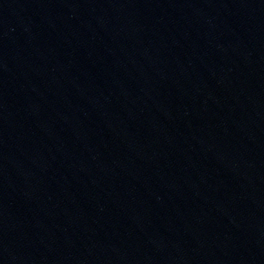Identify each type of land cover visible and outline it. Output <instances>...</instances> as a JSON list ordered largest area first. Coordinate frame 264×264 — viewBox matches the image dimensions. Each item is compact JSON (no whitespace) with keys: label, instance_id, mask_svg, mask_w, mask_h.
<instances>
[{"label":"water","instance_id":"water-1","mask_svg":"<svg viewBox=\"0 0 264 264\" xmlns=\"http://www.w3.org/2000/svg\"><path fill=\"white\" fill-rule=\"evenodd\" d=\"M0 264H264V0H0Z\"/></svg>","mask_w":264,"mask_h":264}]
</instances>
